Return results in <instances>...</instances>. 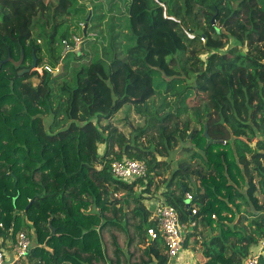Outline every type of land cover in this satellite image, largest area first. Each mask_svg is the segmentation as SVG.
<instances>
[{"label":"trees","instance_id":"obj_1","mask_svg":"<svg viewBox=\"0 0 264 264\" xmlns=\"http://www.w3.org/2000/svg\"><path fill=\"white\" fill-rule=\"evenodd\" d=\"M102 1L0 0V246L34 239L8 264H168L156 191L196 222L193 264H242L264 237V0ZM76 33L90 51L62 55ZM32 51L61 71L19 76ZM125 105L143 119L129 136L110 121ZM123 159L145 176L115 178Z\"/></svg>","mask_w":264,"mask_h":264},{"label":"built area","instance_id":"obj_2","mask_svg":"<svg viewBox=\"0 0 264 264\" xmlns=\"http://www.w3.org/2000/svg\"><path fill=\"white\" fill-rule=\"evenodd\" d=\"M79 24L81 27L84 25L83 22H79ZM71 41V44L64 41L65 46L71 50H76L82 44L83 39L82 36L73 35ZM56 70L57 67H53L48 63L36 65L32 69L37 74H43V72L52 73ZM111 170L115 178L132 181L137 177L145 176L146 165L139 159L113 160ZM186 199L190 203L193 195L187 193ZM149 205L153 206L152 218L156 221V227L151 226L147 228L148 240L152 241L157 237H162L166 246L164 254L167 256L168 264H188L189 262L185 261L183 243L186 233L195 226L196 222L192 219L187 222H181L175 208L166 203L160 195H156L154 201L152 203L149 202ZM191 213L195 214L196 208H192ZM9 231L11 230L9 229ZM31 243L30 234L19 230L15 236V240L9 239L6 246H0V264L12 263L17 259L25 257ZM262 256H264V237L260 239L255 248L243 259L242 264H258Z\"/></svg>","mask_w":264,"mask_h":264},{"label":"rangeland","instance_id":"obj_3","mask_svg":"<svg viewBox=\"0 0 264 264\" xmlns=\"http://www.w3.org/2000/svg\"><path fill=\"white\" fill-rule=\"evenodd\" d=\"M102 2H106V0L105 1H102ZM64 12H66V9L63 11V13ZM106 12V11H105ZM66 16L65 15H63V18H65ZM71 17H68V23L69 24H73L74 22L75 23H78V25H79V27H81L80 26V24H79V20L78 19H74V20H71L70 19ZM70 19V20H69ZM218 28L219 29H223L221 26H218ZM90 32V34H89V36H94L95 34H96V32L95 31H93V30H90L89 31ZM75 35H79V36H81L79 33H76ZM84 44V46L86 47V50L87 51H90L89 49H88V46H87V43H86V41L85 42H83ZM71 58V59H70ZM68 60H69V67H68V69H67V71L69 72V74H70V72H71V69L73 68V67H75L76 66V63H79V62H82L83 61V59H81L80 61H76L74 58H72V57H70ZM39 75V77H41V75L42 74H38ZM203 100H205V98L203 97V96H198V97H196L195 99H194V101L193 102H191L190 103V105H193V104H196V103H199V102H201V101H203ZM237 100H238V102H237V105L240 107V110H239V112H240V115H242V116H244L245 115V107H244V104H243V96L242 95H238L237 96ZM114 125H116L122 132H124L126 135H132L133 134V131H134V128L135 127H137V126H140L142 123H143V119H142V116L141 115H139V114H137L136 113V111L130 106V105H125V106H123L114 116H113V118L110 120ZM43 122H44V125H45V128L47 127L48 128V125H49V122H50V117L49 116H45L44 118H43ZM46 128V129H47ZM167 175L166 174H163L162 175V178H164V177H166ZM158 191H156V192H154V194H153V192L152 193H147L146 194V197L148 196V199L149 198H152L154 195L156 196L158 193H157ZM30 238H31V235H30ZM31 241L33 242L34 241V239H33V237L31 238ZM198 246L200 245V244H197ZM185 249V250H184ZM192 249V248H191ZM190 249V247H188V248H185V246H183V250H184V256L186 257V258H188V257H190L191 259V262L189 263V264H192L196 259H199V257H200V254H199V251L197 250V251H195V250H191Z\"/></svg>","mask_w":264,"mask_h":264},{"label":"water","instance_id":"obj_4","mask_svg":"<svg viewBox=\"0 0 264 264\" xmlns=\"http://www.w3.org/2000/svg\"><path fill=\"white\" fill-rule=\"evenodd\" d=\"M68 50H71V49L69 47H65L62 51V55H64L65 52ZM76 51H78V49H76ZM32 55H33V60H32V63L30 64V66L29 67H22L17 71V74L19 76L23 75L24 73H30L32 71V69L37 65L36 57L34 56L33 51H32ZM6 61H13V60L8 55L7 58L3 60V62H6ZM22 61H23V51L21 49L19 59L17 61H13V63L15 66H19L22 63ZM60 71H61V65L59 64V69L57 70V72H60ZM54 74H56V72H54ZM31 80L34 83V85L39 84L41 82V79L39 78V76L37 74H34L31 78ZM204 134L207 135V127L206 126L204 129ZM207 137H208V135H207ZM211 141L212 140H209V143H211ZM112 197H114V196L112 195ZM196 197H197V195H195L194 198H196ZM184 202H185V206L189 207V200L185 199ZM48 225H49V227H51L50 223ZM54 232H55L54 228L51 227V233H54Z\"/></svg>","mask_w":264,"mask_h":264},{"label":"crops","instance_id":"obj_5","mask_svg":"<svg viewBox=\"0 0 264 264\" xmlns=\"http://www.w3.org/2000/svg\"><path fill=\"white\" fill-rule=\"evenodd\" d=\"M157 193L160 194V191L157 192ZM159 194H157V195H159ZM154 197H155V195H154L152 198H149V199H145V200H144L145 204H146L148 207H150V209L152 208L151 210H153V206H152V205L150 206V205H149V202L152 203V202L154 201ZM190 259H191V258L188 257V258H186L185 261H188V262L190 263L191 260H192V259H191V260H190ZM189 263H188V264H189ZM193 263H194V262H193ZM193 263H192V264H193Z\"/></svg>","mask_w":264,"mask_h":264}]
</instances>
